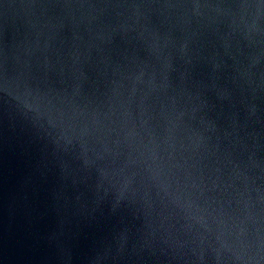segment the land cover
<instances>
[{
  "label": "clouds",
  "instance_id": "clouds-1",
  "mask_svg": "<svg viewBox=\"0 0 264 264\" xmlns=\"http://www.w3.org/2000/svg\"><path fill=\"white\" fill-rule=\"evenodd\" d=\"M5 124L43 264H264V0H0Z\"/></svg>",
  "mask_w": 264,
  "mask_h": 264
},
{
  "label": "water",
  "instance_id": "water-1",
  "mask_svg": "<svg viewBox=\"0 0 264 264\" xmlns=\"http://www.w3.org/2000/svg\"><path fill=\"white\" fill-rule=\"evenodd\" d=\"M5 124L0 129V264H43L54 217L41 182L26 187L34 162ZM81 243L90 235L81 228ZM37 241H39L37 243Z\"/></svg>",
  "mask_w": 264,
  "mask_h": 264
}]
</instances>
